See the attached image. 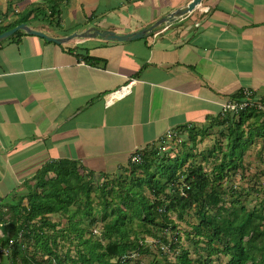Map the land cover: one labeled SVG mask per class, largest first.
<instances>
[{"label":"crops","instance_id":"1","mask_svg":"<svg viewBox=\"0 0 264 264\" xmlns=\"http://www.w3.org/2000/svg\"><path fill=\"white\" fill-rule=\"evenodd\" d=\"M189 1L59 0L52 12L49 0H0V27L35 5L43 10L27 23L50 36L91 26L129 33ZM122 87L128 92L119 95ZM246 90L264 99V0H203L193 13L129 41L56 43L15 32L0 43V248L19 202L28 205L30 190H41L47 165L70 160L114 175L133 151L176 143L173 136L186 133L180 128L215 136L224 104ZM55 177L48 171L44 179ZM0 264H10L9 256L0 253Z\"/></svg>","mask_w":264,"mask_h":264},{"label":"trees","instance_id":"2","mask_svg":"<svg viewBox=\"0 0 264 264\" xmlns=\"http://www.w3.org/2000/svg\"><path fill=\"white\" fill-rule=\"evenodd\" d=\"M49 1L54 2V12L59 0ZM37 10L43 9L33 5L12 25L0 27V33L27 23L33 13L37 17ZM244 96L241 92L236 99ZM253 99L264 103L255 92ZM215 123L222 129L208 152L215 159L209 167L196 160L199 155L208 159L204 151L195 150L198 138L211 132L196 127L178 129L186 133L173 136L176 143L168 148L163 142L144 148L140 162L130 161L114 175L86 172L70 160L44 167L37 184L41 190L35 186L28 205H17L9 237L10 264H145L146 256L153 257L148 264H161L158 257L162 264H264V199L248 209L231 181L260 136L253 133L261 131L264 143V112L254 106L222 110ZM48 171L56 177L44 179ZM229 194L234 197L231 207L226 205ZM189 210L199 219L188 223L190 231L185 229L193 236L196 258L184 247V230L177 223L190 222ZM52 214H61L66 223L59 228ZM65 240L75 244L74 255L65 249ZM222 255L228 259L223 261Z\"/></svg>","mask_w":264,"mask_h":264},{"label":"rangeland","instance_id":"3","mask_svg":"<svg viewBox=\"0 0 264 264\" xmlns=\"http://www.w3.org/2000/svg\"><path fill=\"white\" fill-rule=\"evenodd\" d=\"M43 9V8H42ZM214 133H211L209 136L203 137L201 140L197 143V152L204 151V154L208 157L206 160L203 159L199 155L196 160H199L200 163H204L207 167L211 166V163L215 161L210 155H208L209 150L211 147L215 146V142L217 137L213 136ZM263 142V140H261ZM224 143H226L224 141ZM264 143L258 145L255 144L254 146L248 148L246 151L245 157H244V168L238 171L239 174L232 177L231 181L235 183V185L240 188L241 191V202L242 204L246 205L248 209H252L258 201L261 199H264ZM189 145V144H188ZM191 147V145H189ZM225 147V146H224ZM261 150L262 155L258 154V152ZM221 157V156H220ZM201 160V161H200ZM192 162V159L189 160V163ZM242 172V173H241ZM258 186L255 190L253 187ZM247 187V188H246ZM233 196L231 194L228 195V198L226 200V205L231 207V202L233 200ZM221 204V203H220ZM195 210H189L188 214L186 215V218L190 222H186L185 220H177L178 226L184 230L182 238L184 247H187V249L190 251V255L192 258H196L198 256V250L195 248V245L193 244V236L189 235L187 233L191 230V227L188 223H198L199 219L195 216ZM173 218H176V214H172ZM52 220L59 222V228L66 223V219L63 218L61 214L53 215ZM63 221V222H61ZM151 241V238H149ZM65 249L69 248L71 253L75 254V244L72 243L70 240H65ZM204 245V244H201ZM153 249L157 251V248H155V245H153ZM222 260L225 261L228 258L224 255L221 256ZM152 256H146L143 259V263L148 264L150 263V260H152ZM158 262L163 263L164 260L161 257H158Z\"/></svg>","mask_w":264,"mask_h":264},{"label":"water","instance_id":"4","mask_svg":"<svg viewBox=\"0 0 264 264\" xmlns=\"http://www.w3.org/2000/svg\"><path fill=\"white\" fill-rule=\"evenodd\" d=\"M202 4H203V0H190L186 5L178 7L177 9L168 13L167 15L156 20L149 26L129 33H117L110 29H101L96 26H91L86 30L75 31L64 37H55V36H50L41 30L31 27L26 22H23L9 30L0 33V43L3 40L9 38L18 30H24L29 34L38 35L44 37L47 40L54 41L56 43H64L75 37H101L106 40H117V41L135 40L150 35L157 27L161 26L162 24L173 22L175 20L181 19L182 17H185L193 13L194 11L199 9L202 6Z\"/></svg>","mask_w":264,"mask_h":264},{"label":"built area","instance_id":"5","mask_svg":"<svg viewBox=\"0 0 264 264\" xmlns=\"http://www.w3.org/2000/svg\"><path fill=\"white\" fill-rule=\"evenodd\" d=\"M127 92H128V88L122 87L118 91V94L124 95ZM253 94H254L253 90H246L245 96L242 99H234L232 101L225 103L223 106V110H227V109L241 110V109H245V108L254 106V107H256V109H258V111L264 112V103L262 101L257 100V99L254 100ZM141 154H142V150H140V149L133 151L131 158H130V161L140 162L142 160ZM12 243H13V240L10 239L9 244L7 246H3L0 248V253L9 256Z\"/></svg>","mask_w":264,"mask_h":264}]
</instances>
